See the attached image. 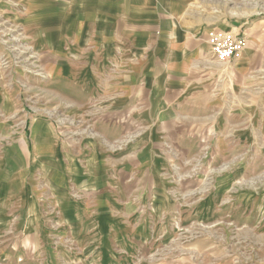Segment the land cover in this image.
I'll list each match as a JSON object with an SVG mask.
<instances>
[{
  "label": "crops",
  "instance_id": "crops-1",
  "mask_svg": "<svg viewBox=\"0 0 264 264\" xmlns=\"http://www.w3.org/2000/svg\"><path fill=\"white\" fill-rule=\"evenodd\" d=\"M24 1L34 57L76 92L66 100L73 121L93 128L63 142L54 122L37 120L22 138L33 154L15 167L17 92L0 68V233L12 225L29 243L15 259L118 264V252L149 247L160 203L176 194L174 152L188 159L208 148L210 162L235 165L190 211L220 217L228 190L245 177L240 168L254 157L264 163V25L233 19L229 0ZM214 29L246 35L243 56H213ZM246 189V205L264 202V185Z\"/></svg>",
  "mask_w": 264,
  "mask_h": 264
},
{
  "label": "rangeland",
  "instance_id": "rangeland-1",
  "mask_svg": "<svg viewBox=\"0 0 264 264\" xmlns=\"http://www.w3.org/2000/svg\"><path fill=\"white\" fill-rule=\"evenodd\" d=\"M25 9L24 0H0V68L10 79L11 91L17 92L11 106L13 158L15 167L20 168L24 164L20 158L33 154L32 149L29 152L27 146H23L22 138L26 128L35 121L54 122L63 142H69L70 137L93 128L90 124L80 122L79 125V121H73L74 113L69 111L66 100L68 93L75 98L76 92L70 90L66 80L48 76V66L34 57L37 50L29 44V37L22 29L20 14L23 15ZM228 10L233 13V19L238 15L241 22L264 25V0H229ZM210 153L211 150L206 148L188 159H183L179 152L172 154L173 165L168 177L176 194L173 200L160 203L159 230L146 239L150 248H141L133 256L129 252H118V264H264V202L258 203L257 200V203L246 205L247 192H244L249 186L264 185V163L254 157L241 167L245 177L235 183V188L228 190L230 193L224 198L223 214L221 211L220 217L215 213L210 221L203 220L197 212H190L193 206L212 191L217 176L226 175L235 168L225 158L215 165L210 162ZM2 157L0 149V159H5ZM189 180L196 181L193 189L186 185ZM190 190L194 193L190 192L189 197H185L184 191ZM1 232L0 264L28 263L26 259L20 262L17 259L19 254L15 259L14 254L24 252L28 249L23 247L24 244L29 243L22 244L16 240L12 225L8 231ZM69 242L73 247L74 242L70 239Z\"/></svg>",
  "mask_w": 264,
  "mask_h": 264
},
{
  "label": "built area",
  "instance_id": "built-area-1",
  "mask_svg": "<svg viewBox=\"0 0 264 264\" xmlns=\"http://www.w3.org/2000/svg\"><path fill=\"white\" fill-rule=\"evenodd\" d=\"M207 41L212 55L216 56L218 60L228 63L241 58L248 45L246 35L217 29L209 31Z\"/></svg>",
  "mask_w": 264,
  "mask_h": 264
}]
</instances>
